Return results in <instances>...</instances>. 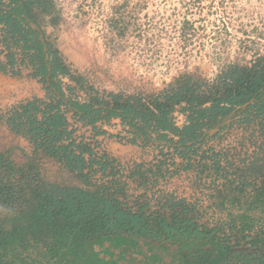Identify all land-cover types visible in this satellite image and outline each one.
Returning <instances> with one entry per match:
<instances>
[{
	"label": "rangeland",
	"instance_id": "1",
	"mask_svg": "<svg viewBox=\"0 0 264 264\" xmlns=\"http://www.w3.org/2000/svg\"><path fill=\"white\" fill-rule=\"evenodd\" d=\"M48 1L50 10L38 15L37 26L51 48L50 57L56 54L69 75L78 79V83L69 75H58L54 79L66 100L89 103L97 97L103 106L105 101H110V95L120 96L121 100L147 99L168 89L174 79L183 74L212 83L232 65L249 67L254 60L264 59V0ZM52 18L55 19L53 24ZM5 37L0 26V66H4L0 70L3 79L0 88L15 96L11 97V103H0V115L6 117L13 106L36 98L33 95L38 92L42 91L43 97L37 99L45 100L47 96L44 81L34 76L36 66L29 63L33 52L23 53L15 44L16 39L8 37L5 41ZM7 55H12L15 62L11 67L7 64ZM184 106L176 109L185 116L179 121L181 124L176 125L179 128L187 125V112L182 111ZM61 109L65 111L63 107ZM231 116L225 120L224 124L229 125L222 131H213L219 124L203 128L202 134H218L200 145L195 144L192 148L195 153H188V158L183 159L178 154L183 148L179 146L178 152L174 150L178 138L170 133H166L164 140L151 127L148 137L139 140L126 122L113 117L97 122L102 123L109 134L108 141L101 147L87 135L89 130H83L81 126L88 125L73 120L71 113H67L70 128L79 132V135L74 133L76 142L90 148L97 157L95 161L104 155L109 162L104 171L96 164L91 171L84 169L82 175H86L87 180L65 168L60 160L36 150L26 137L8 127L5 118L0 121V154L18 170L35 176L36 180L97 195L113 193L120 201L124 198L123 207L133 211L147 205L145 211L151 213L166 202L169 206L182 198L185 199L184 206L196 207L195 212L198 210L202 216L201 223L209 220L213 224L214 220H221L227 224L223 213L208 208L207 197L214 195L221 179L214 181L208 171L200 173L198 166L204 163L201 157L204 155L206 163H210L220 153L225 158L222 164L227 162L225 166L230 167L229 173L235 166L251 163L254 164L250 173L264 170V130L258 128L257 121L250 125L242 122V117L230 120ZM188 163L192 168L185 170ZM229 177L234 179L233 175ZM252 188H247L245 194L252 193ZM27 225H30L28 220L0 207V241L5 239V248L10 251L25 246L21 257L30 263L34 260V264H61L68 256L70 264H120L115 259L121 258L120 254L130 253L123 248L139 252L140 242H144L152 255L147 264H170L177 249L164 237L152 240L109 235L90 239L67 231L45 232L36 242ZM37 244L42 249L47 245L53 247L45 251L48 253L44 258L32 252ZM234 251L238 256L227 264H264L263 248L243 246Z\"/></svg>",
	"mask_w": 264,
	"mask_h": 264
},
{
	"label": "trees",
	"instance_id": "2",
	"mask_svg": "<svg viewBox=\"0 0 264 264\" xmlns=\"http://www.w3.org/2000/svg\"><path fill=\"white\" fill-rule=\"evenodd\" d=\"M48 0H0V26L8 37L16 39L15 44L23 53L33 52L29 63L35 67V77L44 81L46 99H31L13 106L5 118L8 127L18 135L26 137L30 143L55 160L64 163L65 168L83 174L84 169L92 170L93 164L104 171L109 165L105 156L95 161L93 151L82 143H77L74 129L70 128L66 114L71 118L93 127L98 121L117 118L130 126L136 139L148 137V130L158 132L161 139L166 133L178 138L173 146L178 154L187 159L192 148L206 139L215 137L228 125L224 122L241 118L242 122L256 125L264 130V59L258 58L251 65H232L222 71L210 83L195 75L183 74L174 79L168 89L155 97L147 99H125L110 95V101L101 102L97 97L89 103H79L65 99L64 92L54 79L58 75H69L64 65L59 63L43 32L37 26V17L50 10ZM55 21L51 19V24ZM8 48V47H7ZM7 64L15 62L7 55ZM38 61V65H36ZM4 66H0L3 70ZM78 83V79L71 77ZM184 104L182 111L187 112V125L175 126L170 118L174 106ZM98 105V108L94 106ZM247 105V106H246ZM246 106V107H245ZM61 107L65 109L62 111ZM245 109V110H244ZM104 112L105 115L100 114ZM242 113L241 117L238 116ZM229 120V121H230ZM240 121V122H241ZM219 124L218 132L209 135L200 131ZM163 133V134H162ZM201 138L200 141H197ZM133 139L132 141H134ZM170 142V141H169ZM190 142L191 145L187 146ZM192 149V150H191ZM189 150V152H185ZM191 150V151H190ZM87 156V158H86ZM210 163L201 157L200 173L208 171L214 179H221L214 195H209L208 208L223 213L228 221L200 222L195 206H184L185 199L177 198L171 205H162L158 211H145L147 205L133 211L122 201L113 197V193L94 194L77 188L56 186L36 180L35 176L18 170L0 154V207L11 215H20L30 222L27 230L37 242L45 232H69L86 238L97 239L110 236L127 235L132 239L159 240L164 237L176 246L174 258L170 264H227L238 256L234 250L249 246L264 249V170L250 173L251 165L230 167L223 165L224 157L216 154ZM209 162V161H208ZM185 170L192 168L185 165ZM220 173L224 174L223 176ZM233 175L234 179H230ZM251 175V176H250ZM83 176V175H82ZM87 180V176H83ZM253 177V180L250 178ZM252 186V193H246ZM5 237V236H4ZM6 240L0 241V264H34L21 257L25 246L5 248ZM53 247V246H52ZM42 249L39 244L32 252L46 257L52 248ZM208 247V250L205 249ZM10 251V252H9ZM66 257L61 264H70Z\"/></svg>",
	"mask_w": 264,
	"mask_h": 264
},
{
	"label": "crops",
	"instance_id": "3",
	"mask_svg": "<svg viewBox=\"0 0 264 264\" xmlns=\"http://www.w3.org/2000/svg\"><path fill=\"white\" fill-rule=\"evenodd\" d=\"M2 80L3 79L0 78V82ZM16 96L18 98V95H16ZM33 96L36 98H41V97H43V93H42V91H40L36 95H33ZM11 97H15V96L11 95V93H9V91L7 89L0 88V103H2V104H6L7 102L11 103L12 102V100H10V99H12ZM26 98L29 99L31 97H26ZM19 100L20 99H17V102H19ZM81 126L84 127L83 130H89L87 135L91 136V138L95 139L101 147L104 144H106V142L108 141L109 134L104 131L106 128H105V126L102 125V123L99 122V123L95 124L93 127L83 126V125H81ZM76 133L79 135L78 131H76ZM22 141H23V139H22ZM139 244H140V249H141L139 252L137 251V249H135V252H133L134 251L133 249H129L128 247H125V248H123V250L124 251L126 250L127 252H130V253L127 255L126 254L125 255L120 254L119 256L121 258H119V259L116 258L115 260H119L120 264H122V262H125L123 264H147L146 262H149L150 259H152V257H151L152 255H149L148 247L144 246V242H140ZM118 252H119V250L117 251V253H115V255L118 254Z\"/></svg>",
	"mask_w": 264,
	"mask_h": 264
},
{
	"label": "built area",
	"instance_id": "4",
	"mask_svg": "<svg viewBox=\"0 0 264 264\" xmlns=\"http://www.w3.org/2000/svg\"><path fill=\"white\" fill-rule=\"evenodd\" d=\"M176 109H177V106L174 107V110L172 112V122L175 126L178 124H181V122L179 123V121L185 118V116L181 112L177 111Z\"/></svg>",
	"mask_w": 264,
	"mask_h": 264
},
{
	"label": "water",
	"instance_id": "5",
	"mask_svg": "<svg viewBox=\"0 0 264 264\" xmlns=\"http://www.w3.org/2000/svg\"><path fill=\"white\" fill-rule=\"evenodd\" d=\"M218 129H215V130H213V131H217Z\"/></svg>",
	"mask_w": 264,
	"mask_h": 264
}]
</instances>
